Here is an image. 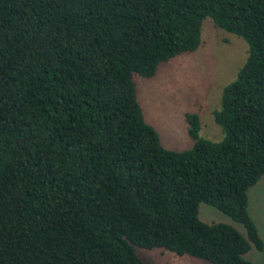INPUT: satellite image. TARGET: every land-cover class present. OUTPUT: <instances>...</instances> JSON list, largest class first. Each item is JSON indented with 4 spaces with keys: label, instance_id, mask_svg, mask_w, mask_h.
<instances>
[{
    "label": "trees",
    "instance_id": "16d2710c",
    "mask_svg": "<svg viewBox=\"0 0 264 264\" xmlns=\"http://www.w3.org/2000/svg\"><path fill=\"white\" fill-rule=\"evenodd\" d=\"M246 57L189 148H164L133 75L193 52L204 18ZM264 175V0H0V264H147L163 248L210 264L263 241L247 191ZM206 203L239 223L198 218Z\"/></svg>",
    "mask_w": 264,
    "mask_h": 264
},
{
    "label": "rangeland",
    "instance_id": "374dc122",
    "mask_svg": "<svg viewBox=\"0 0 264 264\" xmlns=\"http://www.w3.org/2000/svg\"><path fill=\"white\" fill-rule=\"evenodd\" d=\"M200 37L201 42L193 52L161 63L152 77L133 75L143 118L167 149L183 150L192 144L183 117L185 112L197 114L200 137L220 140L222 132L213 121L212 111L219 107L222 87L234 78L246 57L245 41L217 28L207 17L202 20ZM247 209L264 244V175L248 189ZM198 218L206 223L230 224L245 236L239 223L206 203L198 204ZM135 250L147 264H210L163 248ZM243 257L264 264V245L261 250L250 245Z\"/></svg>",
    "mask_w": 264,
    "mask_h": 264
}]
</instances>
